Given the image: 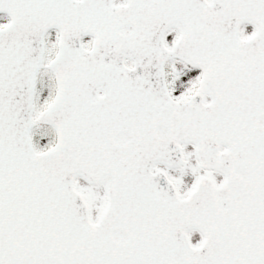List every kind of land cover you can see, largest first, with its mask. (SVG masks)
Returning a JSON list of instances; mask_svg holds the SVG:
<instances>
[{
    "label": "snow or ice",
    "instance_id": "1",
    "mask_svg": "<svg viewBox=\"0 0 264 264\" xmlns=\"http://www.w3.org/2000/svg\"><path fill=\"white\" fill-rule=\"evenodd\" d=\"M0 264H264V0H0Z\"/></svg>",
    "mask_w": 264,
    "mask_h": 264
}]
</instances>
